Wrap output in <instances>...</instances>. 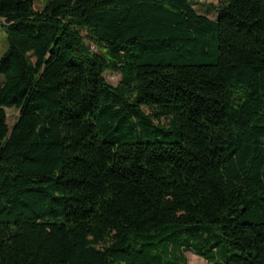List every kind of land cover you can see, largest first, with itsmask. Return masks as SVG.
Listing matches in <instances>:
<instances>
[{
    "label": "trees",
    "instance_id": "1",
    "mask_svg": "<svg viewBox=\"0 0 264 264\" xmlns=\"http://www.w3.org/2000/svg\"><path fill=\"white\" fill-rule=\"evenodd\" d=\"M195 1L0 0V264H264V0Z\"/></svg>",
    "mask_w": 264,
    "mask_h": 264
},
{
    "label": "rangeland",
    "instance_id": "2",
    "mask_svg": "<svg viewBox=\"0 0 264 264\" xmlns=\"http://www.w3.org/2000/svg\"><path fill=\"white\" fill-rule=\"evenodd\" d=\"M49 0H34V8L39 10L41 9L44 4ZM220 0H196L193 3V7L196 9L197 12L207 15L211 19H216V9L213 5L219 4ZM85 35V32H82ZM89 43V42H88ZM7 37L3 27L0 25V58L7 49ZM92 50H96L93 46L91 47ZM1 77V75H0ZM104 77L106 81L115 86L120 78V76L116 73L106 71L104 73ZM147 111L148 109L145 108ZM7 113V122L10 126L12 122L15 120L16 116L18 115V110L15 107H8L6 108ZM185 256L187 257L188 264H211L206 262L202 257L192 253L186 252Z\"/></svg>",
    "mask_w": 264,
    "mask_h": 264
}]
</instances>
